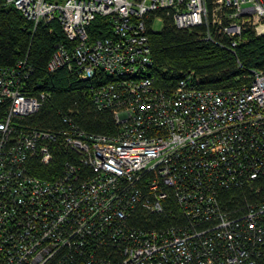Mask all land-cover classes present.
<instances>
[{"label":"built area","instance_id":"1","mask_svg":"<svg viewBox=\"0 0 264 264\" xmlns=\"http://www.w3.org/2000/svg\"><path fill=\"white\" fill-rule=\"evenodd\" d=\"M6 4L35 28L58 20L74 43L57 46L48 71L95 82L116 130L87 132L71 116L56 130L25 123L51 93L28 89V55L0 66V264H264V69L219 88L188 70L165 89L149 37L169 15L236 54L245 32L264 35V0ZM99 17L110 34L93 38ZM56 148L68 155L61 174H31L29 159L49 164ZM150 215L163 224L133 222Z\"/></svg>","mask_w":264,"mask_h":264},{"label":"trees","instance_id":"2","mask_svg":"<svg viewBox=\"0 0 264 264\" xmlns=\"http://www.w3.org/2000/svg\"><path fill=\"white\" fill-rule=\"evenodd\" d=\"M207 1L212 9L213 0ZM158 13L163 14L162 11ZM89 32L93 38L104 37L110 34V26L99 17L90 25ZM206 33L205 25L191 30L178 28L169 15H165L161 30L150 31L153 58L151 75L157 86L165 89L174 87L182 72L188 70H194L201 77L203 87L232 86L241 82L249 69H264V35L256 36L252 30H248L234 54L201 39L200 34ZM73 43L58 20L41 22L35 28L33 21L20 10L6 4V0H0V66L13 65L28 55L35 68L28 89L51 93V98L40 111L25 123L56 130L62 125L64 116H71L87 132L114 133L116 124L111 110L99 109L92 97L90 89L95 82L80 80L65 68L56 72L47 69V63L57 46H71ZM239 61L242 66H239ZM66 158L67 153L62 148H56L51 163L43 164L32 157L28 161V168L31 174L54 179L61 174ZM227 194H223L224 197ZM230 194L233 198H240L238 191H229ZM156 220V215L133 218V222L139 225L163 224Z\"/></svg>","mask_w":264,"mask_h":264},{"label":"rangeland","instance_id":"3","mask_svg":"<svg viewBox=\"0 0 264 264\" xmlns=\"http://www.w3.org/2000/svg\"><path fill=\"white\" fill-rule=\"evenodd\" d=\"M155 27L158 29V30H161L163 28V24L160 22V23H156Z\"/></svg>","mask_w":264,"mask_h":264}]
</instances>
